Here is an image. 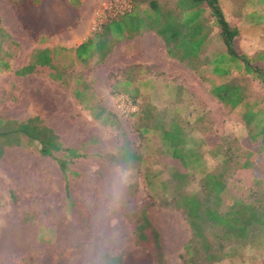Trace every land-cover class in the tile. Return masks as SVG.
I'll return each mask as SVG.
<instances>
[{
  "label": "rangeland",
  "instance_id": "374dc122",
  "mask_svg": "<svg viewBox=\"0 0 264 264\" xmlns=\"http://www.w3.org/2000/svg\"><path fill=\"white\" fill-rule=\"evenodd\" d=\"M261 7H256L257 12L250 14L247 21L250 22L248 28L255 25L261 27L263 43L259 48L264 49V9L262 13ZM22 12L18 0H0V27L16 43L7 39L1 46L7 48L12 57L9 70L0 72V117L22 120L38 115L45 127L48 124L58 129L64 146L78 148L82 145L81 149L90 155L73 160L64 176L69 195L76 201L75 206H66L64 194L60 191L49 197L18 196V206L12 208L0 205V228L15 216L21 226L16 238L7 234L12 239L8 247H0V264H41L50 252L54 253L55 259L47 258L49 264H85L98 260L103 253L113 255L121 251L137 263L144 253L135 231L141 223V212L158 233L162 264H264V229L260 228L252 231L253 237L246 243L225 242L217 250L218 254H222L220 259L207 262L200 252L185 263L182 256L184 245L191 240L190 229L181 210L173 205L177 194L205 200L203 175L221 171L226 188L220 211L224 210L225 202L230 198L256 202L264 210V150L256 155L257 161L263 155V170H257L255 164L253 168H236V158L255 147L247 135L248 130L253 134L259 129L261 123L258 116L252 117L250 125L246 126L241 117L244 108L240 112L236 107V112H232L205 94L199 96L198 103L192 107L188 102L182 113V120L187 121L182 125L185 135L182 150L188 176L177 187L178 182L170 176L173 165L161 144L165 139L158 129L142 131L145 127L139 116L142 105L126 115L115 114L113 110L102 112L93 109L82 116V112L65 109L67 105L60 98L59 104L64 107L59 110L51 111L46 104L41 107L43 111L37 109L38 98L42 97V92L47 94L51 91L53 83L50 80L47 82L43 76L19 77L14 73L27 64L29 57L28 38H24L27 41L25 51L18 53V15ZM218 50L217 45L210 48L209 56L215 55ZM60 65L63 66L62 61ZM72 71L71 75L75 76L83 73L82 69ZM55 82H58L59 89L63 87L62 80ZM219 82L218 79L191 81L183 77L184 85L199 91L209 90ZM247 90L251 106L264 94L255 80H249ZM186 99L188 96L184 95L182 102ZM154 112L163 118L169 113L164 110ZM196 116L200 117L198 121ZM118 138L128 142L132 151L139 155L138 160L114 164L94 155L117 154L122 144L117 141ZM23 147L37 151L38 145L32 143ZM215 149L221 153L213 156ZM196 152L200 156L197 160L194 159ZM221 159H225L224 163ZM30 227L38 231L41 238L36 239L35 244L19 247L18 237L28 232ZM44 233L50 234V242L44 241ZM143 234L148 237L146 229ZM148 242L152 252L150 240Z\"/></svg>",
  "mask_w": 264,
  "mask_h": 264
},
{
  "label": "crops",
  "instance_id": "0c3cea01",
  "mask_svg": "<svg viewBox=\"0 0 264 264\" xmlns=\"http://www.w3.org/2000/svg\"><path fill=\"white\" fill-rule=\"evenodd\" d=\"M105 1L77 0L74 4L73 0H42V6L38 9L32 0H18L23 8L21 15H18V53L23 54L27 45L24 38H28L30 49L27 61L44 53L50 57L52 65L56 62L54 66H58L60 73L57 80L45 75L28 74L46 77L47 82L53 83L51 91L47 94L42 92V97L38 98L39 111H43L41 107L44 104L51 111L59 110L66 104L65 109L82 112V116L93 109L114 112L117 111V99L122 98L134 103L136 109L148 105L149 109L167 112L179 109L181 104L188 106V102L192 107L203 94L216 100L209 94V90L199 91L184 85L183 77L201 82L210 79L201 80L194 70L178 58L169 56L163 39L152 26L156 15L151 12L150 4L158 5L160 9L156 14L161 19V14L167 10L182 15L183 11L176 6V0H134L139 6L136 7L133 1L129 12L105 21L98 29L92 30L94 13ZM217 1L226 21L237 29V45L240 50L246 56L261 50V27L255 25L248 28L250 22L247 19L250 14L257 12L263 1ZM263 9L264 5L260 9L262 13ZM217 31L215 26H211L209 34L201 42L206 48L198 52L195 61L202 62L214 56H209L208 52L216 45ZM87 40L91 49H84L81 55H77L76 50ZM75 69H82V75H71ZM59 80L63 81L61 89L57 87L58 82H55ZM184 95L188 99L182 102ZM60 98L64 104L62 107L59 104ZM147 99L150 100L147 102ZM45 125L63 142L57 128ZM262 156L255 163L257 170H263ZM64 178L56 161L49 156H42L37 151L14 144L0 147V205L16 207L18 196L21 195L49 197L59 191L64 194ZM5 225L0 228V239L6 238L7 234H13L16 238L21 228L16 216Z\"/></svg>",
  "mask_w": 264,
  "mask_h": 264
},
{
  "label": "trees",
  "instance_id": "16d2710c",
  "mask_svg": "<svg viewBox=\"0 0 264 264\" xmlns=\"http://www.w3.org/2000/svg\"><path fill=\"white\" fill-rule=\"evenodd\" d=\"M32 1L34 6L38 5V9L41 8L42 0ZM128 1L132 6L134 0ZM73 3L76 4L77 0H73ZM175 3L180 8L179 10L183 11L182 15L179 12L167 10L161 14V19L156 14L160 9L158 5L150 4L151 12L156 15L152 26L163 39L169 56L178 58L184 65L194 70L203 81L208 79L220 81L209 89V94L217 102L228 107L232 112H236L235 107H238L237 111L240 112L244 108L241 117L246 126L250 125L252 117L258 116L261 123L259 129L253 134L248 130L247 135L250 142L255 145L254 149L236 158V168H253L257 162V153L264 150V94L254 101L255 103L252 102L251 106L248 101L250 92L247 90V83L249 80H255L264 91V49L253 54V57L246 56L240 50L237 45V29L226 21L217 0H176ZM134 5L137 7L139 3L134 1ZM31 17L29 16V18ZM211 26L218 29L216 45L219 50L212 58L204 59L202 62L195 61L198 52L206 48L201 42L209 34ZM7 39L11 40L8 33L0 27V72L10 68L12 54L7 48L1 47L2 42ZM11 43L16 44L12 40ZM88 45L89 40L78 47L76 54L81 55L84 49L85 51L90 50ZM49 59L50 57L44 53L38 54L27 64L16 69L14 73L21 76L35 73L57 80L60 74L59 68L54 66L56 62H53L54 65H52ZM76 88L79 87L76 86ZM182 105L179 109L169 111L166 118L157 116L155 110L142 105L139 115L145 124L143 132L158 129L165 139V142L163 141L161 144L173 165L170 176L171 179L178 182L177 187H180L188 176L182 150L185 142L182 125L187 122L182 120V113L187 105ZM195 118L197 121L200 119L199 116ZM117 141L122 142L121 147L119 146L117 149V154L96 153L94 155L114 164H127L139 159V155L132 151L126 140L118 138ZM32 143L38 145L37 152L40 155L49 156L56 161L64 176L69 171L68 165L73 160L86 158L90 155L81 149L82 145L78 148L63 146L58 136L52 129L45 127L37 115L22 120L0 117V147L4 144L27 146ZM57 153H61L60 156H57ZM219 153L221 151L218 149L212 151L213 156ZM195 155L194 159L197 160L200 156L197 152ZM224 161L225 159H221L222 163ZM202 185L206 193L205 200L184 194H177L173 198V205L183 213L191 234V240L184 245L182 258L185 263H189L193 258L191 256H196L200 252L203 253V258L207 262L220 259L222 254H218L217 250L222 248L225 242L245 241L246 243L253 237H251L252 231L258 228L264 229V210L256 202L230 198L225 202L224 210H219L226 188L221 171L205 173L202 177ZM64 200L65 205L69 208L76 202L70 197L66 183L64 184ZM144 229L148 231V237L143 234ZM135 231L136 238L144 252L137 263L130 260L128 255L121 251L113 255L103 253L98 260L85 264H162L163 253L159 245L158 233L149 224L143 212H141V223ZM40 235L35 230L24 232L18 237V246L35 244L37 243L36 239L41 238ZM44 235V241L50 242V234L44 233ZM10 239H12L10 236L1 238L0 247H8L11 243ZM148 240H150L152 252L149 251ZM53 254L50 252V257L47 256L41 264H49L50 260L47 258L55 259Z\"/></svg>",
  "mask_w": 264,
  "mask_h": 264
},
{
  "label": "built area",
  "instance_id": "2783aa9c",
  "mask_svg": "<svg viewBox=\"0 0 264 264\" xmlns=\"http://www.w3.org/2000/svg\"><path fill=\"white\" fill-rule=\"evenodd\" d=\"M131 10V3L128 0H107L98 10L95 11L91 29L96 30L99 26L116 16L127 13ZM117 113L119 115H126L134 112L136 106L134 103L122 98L117 99Z\"/></svg>",
  "mask_w": 264,
  "mask_h": 264
}]
</instances>
